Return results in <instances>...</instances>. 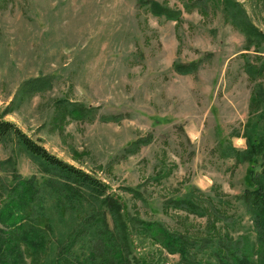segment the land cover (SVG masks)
<instances>
[{"label":"rangeland","instance_id":"rangeland-1","mask_svg":"<svg viewBox=\"0 0 264 264\" xmlns=\"http://www.w3.org/2000/svg\"><path fill=\"white\" fill-rule=\"evenodd\" d=\"M158 1L179 8L180 18L155 17L137 0H4L0 118L107 184L143 219L174 229L177 215L161 208L166 197L180 196L188 184L202 190L215 185L229 194L244 187L246 164L235 166L223 155L222 143L245 147V140L230 132L242 133L248 118L253 82L243 64L246 57L255 60L257 51L264 57V38L246 47L244 34L225 21L221 10L202 12L200 0ZM186 1H191L189 10ZM238 1L264 32V0ZM178 59L201 63L196 72L183 75L173 69ZM35 78L45 79L47 86L26 93V82ZM257 81L264 85V74ZM60 102L82 104L88 115L54 121ZM139 139L147 143L133 149ZM16 171L36 182L46 178L7 138L0 142V199ZM125 186L139 189L144 200L132 198ZM72 208L54 203L43 190L28 221L61 238L79 220ZM192 218L195 224L204 222ZM20 249L29 261L25 246ZM158 254L157 263L178 260Z\"/></svg>","mask_w":264,"mask_h":264},{"label":"trees","instance_id":"trees-1","mask_svg":"<svg viewBox=\"0 0 264 264\" xmlns=\"http://www.w3.org/2000/svg\"><path fill=\"white\" fill-rule=\"evenodd\" d=\"M200 1L204 6L202 12L220 9L225 21L244 34L246 47L255 46L256 41L264 38V32L251 21L238 0ZM3 2L0 0V8ZM137 3L155 17L177 21L182 13L179 8L158 0H137ZM190 3H184L187 10ZM258 52L255 60L246 57L243 64L253 82L248 118L242 133L230 132V137L243 138L245 147L222 143L223 155L232 158L235 166L246 164L244 187L229 194L215 185L209 190L186 185L180 196L166 197L162 203L164 213L172 211L177 215L178 225L174 229L160 220L143 219L107 184L57 158L14 122L0 118V142L13 138L46 176L43 182H36L14 172L11 187L0 199V264H166L164 260L157 263L158 250L177 255L174 264H264V85L257 81L264 74V57ZM200 63L199 59L189 62L178 59L172 65L175 72L185 75L196 72ZM47 83L43 78H35L26 82L24 90L38 92ZM58 106L61 111L54 121L66 115L75 118L88 115L82 104L70 107L60 102ZM138 142L146 144L147 140L135 141L133 149ZM43 190L54 203L74 207L79 212V220L61 238L47 236L28 221L32 213L36 214L33 207ZM123 190L136 200H144L139 189L125 186ZM191 216L204 222L195 224L190 221ZM44 220L53 232L52 222ZM22 245L29 261L20 249Z\"/></svg>","mask_w":264,"mask_h":264}]
</instances>
